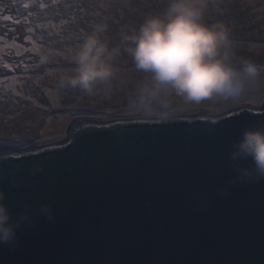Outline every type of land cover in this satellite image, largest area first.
<instances>
[{"label":"water","instance_id":"water-1","mask_svg":"<svg viewBox=\"0 0 264 264\" xmlns=\"http://www.w3.org/2000/svg\"><path fill=\"white\" fill-rule=\"evenodd\" d=\"M264 101L114 119L76 117L60 140L0 143L10 207L50 203L0 264H264V182L217 187L229 151L264 127ZM43 170L31 175L33 167Z\"/></svg>","mask_w":264,"mask_h":264},{"label":"rangeland","instance_id":"rangeland-1","mask_svg":"<svg viewBox=\"0 0 264 264\" xmlns=\"http://www.w3.org/2000/svg\"><path fill=\"white\" fill-rule=\"evenodd\" d=\"M6 1L10 13H7L9 9L0 12V34L7 35L0 39V143L25 146L60 140L70 121L81 116L108 120L201 109L221 112L264 101V87L249 91L235 105L220 99L200 105H184L175 99L163 104L141 100L134 89L144 74L136 71L126 53L118 60L120 75L126 83H117L110 97L61 88L60 76L74 67L68 59L70 50L93 23L108 22L110 38H116L112 40L115 44L122 33L131 34L146 14L162 11L167 0H85L94 11V18L85 20V26L77 21L78 16L71 24L64 20L72 12L74 0ZM4 6V0H0V8ZM100 7L106 14L102 20ZM206 20L229 28L236 66L252 67L264 77V0H208ZM81 26L86 30L82 31ZM42 51L54 54L51 63L39 64Z\"/></svg>","mask_w":264,"mask_h":264},{"label":"clouds","instance_id":"clouds-1","mask_svg":"<svg viewBox=\"0 0 264 264\" xmlns=\"http://www.w3.org/2000/svg\"><path fill=\"white\" fill-rule=\"evenodd\" d=\"M207 10L208 0H167L162 11L146 14L131 34L122 33L115 44L107 36L106 23H93L70 50L68 59L74 67L60 76L59 86L110 97L117 83H126L118 67L121 54L126 53L136 71L144 74L134 89L141 100L163 104L175 99L184 105L214 99L240 103L246 93L264 87V77L252 67L235 65L229 28L222 23L209 24ZM53 59V53L39 54L40 65ZM229 157L233 174L217 187L221 196H230L231 185L264 182V127L245 129L231 144ZM42 170L37 165L30 174ZM38 215L49 223L55 221L50 203L36 207L29 201L16 211L0 188V244L16 246L20 229L35 227Z\"/></svg>","mask_w":264,"mask_h":264},{"label":"trees","instance_id":"trees-1","mask_svg":"<svg viewBox=\"0 0 264 264\" xmlns=\"http://www.w3.org/2000/svg\"><path fill=\"white\" fill-rule=\"evenodd\" d=\"M3 2V1H2ZM4 3H5V6L4 7H1L0 8V12L1 11H3V10H6V9H9L8 11H7V13H10V5L8 4V2L6 1V0H4ZM86 3H87V1H85V0H74V2H73V10H72V12L69 14V15H67L65 18H64V20L65 21H68V23H73V22H71L72 20H73V18H75V17H79V19L77 20L78 22L80 21L81 23V25H83V26H85V20H88V19H90L92 16V19L94 18V11L92 10V9H89V7L86 5ZM97 10V9H96ZM98 11H99V13H101L102 14V16L99 14V17H100V19L102 20V19H104L105 18V16L104 15H106L105 13L103 14V11H104V9H102L101 7H100V9L98 8ZM97 11V12H98ZM104 23H106L107 25H108V32H107V36L110 38V29H109V24H108V22H106V21H104V20H102ZM77 22V23H78ZM81 30L82 31H85L86 30V28L85 27H82L81 26ZM71 30H69V32H70ZM9 35V34H8ZM7 35L6 34H0V39L1 40H3L4 39V37H6ZM111 38H112V36H111ZM110 38V39H111ZM116 39V38H115ZM115 39H111V40H115Z\"/></svg>","mask_w":264,"mask_h":264},{"label":"snow or ice","instance_id":"snow-or-ice-1","mask_svg":"<svg viewBox=\"0 0 264 264\" xmlns=\"http://www.w3.org/2000/svg\"><path fill=\"white\" fill-rule=\"evenodd\" d=\"M253 119H259L261 121H264V117H257V118H253Z\"/></svg>","mask_w":264,"mask_h":264}]
</instances>
